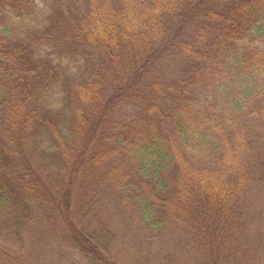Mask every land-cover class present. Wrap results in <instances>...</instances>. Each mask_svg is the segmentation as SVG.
Wrapping results in <instances>:
<instances>
[{
  "label": "trees",
  "instance_id": "16d2710c",
  "mask_svg": "<svg viewBox=\"0 0 264 264\" xmlns=\"http://www.w3.org/2000/svg\"><path fill=\"white\" fill-rule=\"evenodd\" d=\"M0 264H264V0H0Z\"/></svg>",
  "mask_w": 264,
  "mask_h": 264
},
{
  "label": "rangeland",
  "instance_id": "374dc122",
  "mask_svg": "<svg viewBox=\"0 0 264 264\" xmlns=\"http://www.w3.org/2000/svg\"><path fill=\"white\" fill-rule=\"evenodd\" d=\"M37 1H39V0H36V2H37ZM235 163H237V161H235ZM231 168H232V166H231Z\"/></svg>",
  "mask_w": 264,
  "mask_h": 264
}]
</instances>
